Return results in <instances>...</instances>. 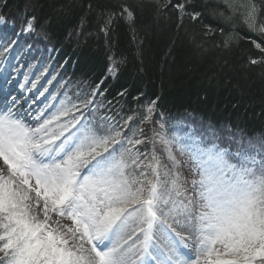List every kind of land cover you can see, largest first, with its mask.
Instances as JSON below:
<instances>
[{
	"label": "snow or ice",
	"instance_id": "1",
	"mask_svg": "<svg viewBox=\"0 0 264 264\" xmlns=\"http://www.w3.org/2000/svg\"><path fill=\"white\" fill-rule=\"evenodd\" d=\"M255 12L254 4L247 6L245 23L252 30H257ZM124 14L133 18L127 6L121 8ZM31 27L29 20L26 30ZM258 30L264 34V25ZM66 115L67 109L59 110L36 128L0 116V264H126L131 249L125 251L113 237L138 221L146 225L140 229L146 248L153 225L162 216L167 223L170 215L177 226H191L195 233L199 255L184 264H264V164L256 169L245 160L237 166L222 152L177 143L200 177L192 181L195 196L177 203L172 194L181 195L180 174L162 175L153 152L149 178L141 153L133 151L142 140L128 139L131 147L125 148L121 131L100 136L78 118L59 123ZM158 142L177 167L172 141L161 136ZM118 144L119 154L113 147ZM169 203L165 212L162 205ZM169 229L175 232L171 224Z\"/></svg>",
	"mask_w": 264,
	"mask_h": 264
},
{
	"label": "trees",
	"instance_id": "2",
	"mask_svg": "<svg viewBox=\"0 0 264 264\" xmlns=\"http://www.w3.org/2000/svg\"><path fill=\"white\" fill-rule=\"evenodd\" d=\"M252 1L257 30L223 0H0V16L15 31L33 20L39 34L29 36L52 49L55 70L63 68L55 83L76 90L100 83L89 116L94 107L102 131L111 134L114 123L126 143L142 140L133 151L150 175L152 150L164 154L159 138L173 141L185 131L181 122L200 124L192 132L203 140L228 134L236 141L224 139L231 150L257 146L264 164V34L258 30L264 0ZM122 6L133 12L131 20L121 15Z\"/></svg>",
	"mask_w": 264,
	"mask_h": 264
},
{
	"label": "rangeland",
	"instance_id": "3",
	"mask_svg": "<svg viewBox=\"0 0 264 264\" xmlns=\"http://www.w3.org/2000/svg\"><path fill=\"white\" fill-rule=\"evenodd\" d=\"M223 2H226V0H223ZM226 3H227V5H228V3H231L233 5L232 9L234 11H237L239 13V15L241 17V20L244 23H245V13H246V10H247V6L250 5V4H254L252 0H227ZM240 5H244V7H240ZM255 15H256V12H255ZM29 20H31V19H26L25 23L22 25V29L20 31H18V32H15V30H14L15 28H12V26H13V24L11 23L12 20H10L9 22H5V24H3L4 23L3 22V18H0V35H2V33H4V32H8L4 27L11 28V33L14 34V37H13L12 42L19 41V44L21 42H23V44H21V45L24 46V52H26V53L21 57V60L19 61L20 63H23V58H25L27 56V54H30V57L29 58H31L32 53L33 54H36L37 53L36 55L39 58H41V60H42L41 62H42V64L45 67H52L51 68V71H54V73L56 75L59 74V72L61 70L63 71V68L59 67L58 70H55V68H53V62L51 61V59L53 58L52 49L50 47H47L44 50V48L41 47V45L35 44L34 40L37 39V38L39 39V36L36 37V38H35V36L33 38H31L29 36V35H34V34L38 35L39 34L38 32H35L34 31V28H33V20H32V27H31V29L30 30H26L28 28V21ZM255 20H256V17H255ZM17 21L21 24L20 21H22V17L20 19H17ZM245 24L248 25L247 23H245ZM28 36H29V39H28ZM41 37L43 38V36H41ZM12 46H13V44H12ZM0 49L2 50L0 52V61L9 58V55H8L9 49H8V47L5 48L4 45L1 43L0 44ZM109 69H112V71H108V72L114 73V69H113L112 66H110ZM15 75H16V72L13 73L10 76V78H9L10 79L9 80L10 81V84H11V86L13 85V87L16 86L13 83V79L15 78ZM105 75L108 76L107 73ZM40 76H42V75H40ZM50 76H51V78H50ZM33 77L37 78L36 80L39 79V76L38 77L37 76H33ZM49 78L50 79H47L48 80V84L49 85L50 84L52 85L53 78L54 77L51 75V73L49 75ZM66 79H68L67 76H66ZM40 80L38 81V83L40 82ZM75 83H81V82L80 81H77ZM57 84L58 83H56V85ZM68 87H70V85ZM82 88H84V92H90V93H92V90L95 88V86L94 85H91V87H90V85H88L87 83H83V87ZM15 93L16 94H14L13 97L20 98L21 100H19V102H21L22 100L23 101H25V100H29L30 101V105H31V107H33V108H31V111L32 112L30 114H31L32 117L35 118V127L34 128H36L40 124H42L44 122V120L50 119L53 116V114L58 113L59 110L65 109L66 104L69 105L67 107V109H68V115L61 117L59 123H64L66 121H71L72 119H74L76 117H79V114L80 113L78 114L75 111L81 112L80 110H82L81 109V98L79 97L78 106L76 108L73 105L74 103L72 104L70 101L66 100L69 97V95L67 93H64V92H62L63 99L61 100V102H56L55 104L50 105L49 107H47L45 105L44 101L41 99V96H39V95L37 96L36 94H30V95H28L25 92V89H22L20 92L15 91ZM7 94L9 95L10 93H7ZM88 98H89V96L86 97L85 100L87 101ZM43 110H49V111H46V112H44L43 115H41V113H42ZM47 112H49V114H51V115L49 117H44L47 114ZM79 122H80L81 125H84L85 124V119L82 118ZM179 126H182L183 127V128H181V130H184V129H188L189 130L187 132L185 131V133L183 132V134H184L183 140L189 142L190 141L189 136H194L193 139H195V140L198 139V136L196 134H192L191 133V130H192V128H194L195 130H198L199 131L200 128H201V125L200 124L197 125V126H195V127H193L190 123H185V122L183 123V122H181L179 124ZM53 127H54V125H53ZM203 131L205 133H208L210 130H203ZM211 134H213V136L215 137V141H217L219 139V140H223L224 142H226L224 139H228V141L236 142V141L233 140V138L232 139L229 138L228 137V134H226L227 137H223L220 134L214 133V132L211 133ZM239 142H242V141H239ZM243 142H245V141H243ZM226 143H228V142H226ZM230 144L232 146H234V148L240 147V146H238L236 144H232V143H230ZM117 146H120V145L118 144ZM252 146H254V145L250 144L248 146V148L251 149ZM162 147H163V145H160V150L162 152H164V150L161 149ZM171 148H172L173 154L176 157V160L179 162L178 163V166L175 167V168H173V165L170 166L172 164V162L168 159V156H167V153L166 152H165V158H167L168 161H166V160L164 161V159H161V157L159 155H157V157L159 158L160 163H161V174L163 175V173L165 171L178 172L180 174L179 183L182 185V187L180 188L181 195L177 196L175 193H173L172 194V200H174L177 203H179V202L182 201L183 203L186 204L188 202V199L189 198H193L195 196V190H194V186L192 184V181L193 180H197L198 181L200 179V177L194 171V166H192V167L189 166L190 164H193V161L190 159L189 154L187 152H185L183 155H181V153L179 151H177V148H175V147H171ZM238 149H240V148H238ZM238 149L231 150L229 152L233 156H238L240 154V152H239ZM247 153L248 152L243 151V154H247ZM239 158H241L242 161L247 160L249 163H251L252 160L256 161L255 160V156H246V155H243V157L240 156ZM196 188H198V185L196 186ZM162 207L164 208V211L165 212H168V210L172 207V204L169 203L167 205V207H164L162 205ZM161 218L164 219L163 216ZM177 218H179V217H177ZM179 219H181V222L183 223L182 218H179ZM64 223H70V222L69 221H64ZM129 224H131L132 227L131 228H128V229L126 228V229H124L120 233V235L118 237V238H120V239H118L119 243H121V241L124 240V239H129V237H131L129 239L130 243H132L135 239L140 240L142 238L143 232H141V231L139 232L138 229L140 228L141 225H142V228H145L146 225L141 224L138 221L129 222ZM163 224H165V223L161 220L160 222H157L154 225L156 226V228L158 230H162V228H163L165 235L166 234H169L171 232V235L174 236V238H177L176 240L179 239V241L181 242L180 238L175 235L176 232H179L182 236H184L186 238L181 243L184 244L183 245L184 247H185V244H187V247L186 248H190V250H191L190 253L193 254L192 253V250L197 249L194 246L197 243V241L195 240V233L193 232L191 226H186L184 228H181V227L177 226L173 222V216L172 215H170V216L167 217V223H166V225H163ZM168 224H171L172 225V228L175 229V232H172L171 229H169L168 231H165V229L168 228ZM113 240H117V237H113ZM125 241H127V240H125ZM170 241L173 242L171 239H170ZM107 242H108L109 247H110L112 245V241H107ZM171 242H170V246H175V245L171 244ZM135 244H137V242H135ZM133 246H134V244H131L129 248L132 249ZM174 252H176V251L174 250ZM134 256L137 257V254H135ZM128 261H130V256L128 257Z\"/></svg>",
	"mask_w": 264,
	"mask_h": 264
},
{
	"label": "bare ground",
	"instance_id": "4",
	"mask_svg": "<svg viewBox=\"0 0 264 264\" xmlns=\"http://www.w3.org/2000/svg\"><path fill=\"white\" fill-rule=\"evenodd\" d=\"M8 115L10 116V117H13V118H19V119H22L23 121H27V124L28 125H30V127H31V122H30V120H29V118H28V113H26V111H25V109L23 108V107H21L20 105H18V106H15L14 107V111L13 112H10V113H8ZM257 149V146H252L251 147V150H256ZM0 165H2V162H0ZM132 226H131V224H128V226H127V229L128 228H131ZM122 238V237H121ZM117 239H120V238H117ZM85 247H89L90 248V245H85ZM124 249H125V251H127L128 250V248H126V247H124ZM179 252V251H178ZM180 253V252H179ZM197 255H199V253L197 254ZM128 256H129V253L127 254V256H126V264H129L128 263ZM169 261V264H174L173 263V261H171V260H168ZM131 264V263H130Z\"/></svg>",
	"mask_w": 264,
	"mask_h": 264
}]
</instances>
